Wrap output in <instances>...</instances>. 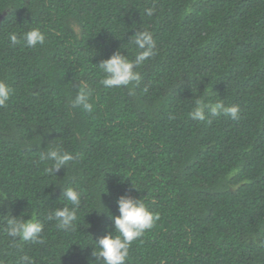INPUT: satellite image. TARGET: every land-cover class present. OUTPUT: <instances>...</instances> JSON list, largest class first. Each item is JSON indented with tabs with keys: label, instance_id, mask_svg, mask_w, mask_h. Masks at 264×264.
<instances>
[{
	"label": "trees",
	"instance_id": "trees-1",
	"mask_svg": "<svg viewBox=\"0 0 264 264\" xmlns=\"http://www.w3.org/2000/svg\"><path fill=\"white\" fill-rule=\"evenodd\" d=\"M33 27L44 45H11ZM141 30L157 49L141 80L104 88L98 64L134 59ZM0 79L13 90L0 107V264H103L96 240L116 234L124 194L160 216L125 264H264V0H0ZM81 82L91 113L69 107ZM198 97L240 118L195 121ZM56 145L76 159L50 173L39 156ZM68 187L81 205L66 232L46 216ZM11 215L42 222L43 242L7 236Z\"/></svg>",
	"mask_w": 264,
	"mask_h": 264
},
{
	"label": "clouds",
	"instance_id": "clouds-1",
	"mask_svg": "<svg viewBox=\"0 0 264 264\" xmlns=\"http://www.w3.org/2000/svg\"><path fill=\"white\" fill-rule=\"evenodd\" d=\"M154 13L155 8L150 7L145 9L144 14L151 17ZM9 38L12 46H16L22 41L29 48H35L46 43V34L39 27H33L19 37L16 33H10ZM129 41L138 49L134 59H129L127 55L117 50L109 58L98 64L104 74L103 79L100 80V84L104 88H121L129 86L133 82L139 83L141 75L138 69L156 55V40L152 32L147 30L138 31L132 35ZM78 87L79 90L75 97L70 100L69 107L91 113L94 109L91 102L92 90L86 82L79 83ZM147 90V87H145L144 91ZM12 94L13 90L10 85L5 80L0 79V107L7 106ZM130 94H134V92L130 90ZM189 115L195 121L204 122L207 120L208 123H211V118L220 115L238 120L240 118V108L238 105H225L223 101L213 102L206 100L204 97H198ZM75 159L76 157L65 151L60 145L48 148L47 151L41 152L39 156L41 162H52V166L48 168L50 173H57ZM62 197L68 202V205L57 208L48 214L46 219L55 220L59 229L68 232L75 228L78 219L77 212L81 205V193L72 187L63 188ZM117 204L120 214L114 217L109 215L114 221V232L116 234L109 232L96 240L93 252L96 259L102 261L103 264H125L129 257L132 242L140 238L147 230L155 227L160 219L158 213L150 210L141 199H136L131 195H121L117 200ZM43 230L44 224L35 217L23 219L12 215L7 218L4 229L7 236L33 244L43 242ZM16 264H33V261L27 254H24L16 258Z\"/></svg>",
	"mask_w": 264,
	"mask_h": 264
}]
</instances>
